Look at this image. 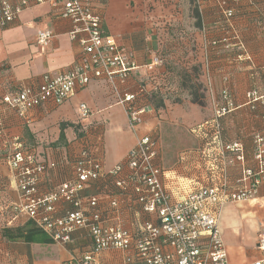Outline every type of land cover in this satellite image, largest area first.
Returning a JSON list of instances; mask_svg holds the SVG:
<instances>
[{"label":"crops","instance_id":"1","mask_svg":"<svg viewBox=\"0 0 264 264\" xmlns=\"http://www.w3.org/2000/svg\"><path fill=\"white\" fill-rule=\"evenodd\" d=\"M222 2L233 11V18L224 15ZM93 3L104 19L105 33L133 54L136 67L121 86L122 92L139 94L140 87L146 93L159 89L165 106L146 114L144 123L132 129L125 108L117 103L108 83L93 80L60 105L47 102L32 109L26 119L20 118L3 98L19 87L40 85L46 74L69 71L82 50L70 38L72 22L58 16L48 3L23 10L12 25L0 29V119L4 125L0 130V264H66L80 260L92 248L85 228L73 232L72 241L65 245L45 233L31 244L2 238L6 226L19 227L29 221L13 209L22 198L6 163V157L18 148L34 155L38 162L56 164L41 176L39 196L74 177L73 164L83 150L93 151L107 173L147 135L158 137L156 164L163 169V182L175 197L181 195L183 181L204 186L226 182L232 187L244 169L256 166L254 139L258 135L264 138V0ZM198 18L200 28L196 26ZM42 30L54 35L45 46L37 43L36 35ZM223 39L227 45L220 44ZM178 65L188 72L193 66L197 68L207 90L203 98L206 106L192 103L178 87L181 76L174 69ZM250 93L256 101L248 98ZM82 104L90 111L85 118L80 112ZM223 108L227 109L223 116L216 117ZM215 131L223 142L242 144L243 162L228 153L224 159L218 158ZM82 196L98 197L97 208L105 225L120 223L137 234L142 224L154 222L153 215L145 213L132 195L119 194L111 176L91 182ZM112 200L117 201L116 208L111 206ZM73 209L69 203H59L54 216L62 217ZM217 211L228 264L264 260V252L258 249L264 232V184L255 198L226 202ZM135 255L134 248L109 250L91 264H146Z\"/></svg>","mask_w":264,"mask_h":264},{"label":"built area","instance_id":"2","mask_svg":"<svg viewBox=\"0 0 264 264\" xmlns=\"http://www.w3.org/2000/svg\"><path fill=\"white\" fill-rule=\"evenodd\" d=\"M44 3L50 4L58 16L72 22L73 29L69 35L82 50L80 58L69 71L55 76L46 74L40 85L22 86L7 94L3 98L4 104L20 118L26 119L32 109L47 102L60 105L93 80H103L115 94L117 103L125 108L132 129L144 123V116L154 112V107L137 106L138 94L121 90L136 67L133 54L105 33L104 19L93 0H1L0 29L12 25L23 10ZM225 16L232 18V10L225 11ZM36 36L41 46L49 44L54 38L49 30L38 31ZM154 62L159 63L157 60ZM254 95L250 93L248 98L256 101ZM228 104L233 107L230 101ZM226 110L219 109L216 117L223 116ZM80 112L83 118L90 115L83 104L80 105ZM3 127L0 119V130ZM214 140L218 158L224 159L228 153L237 162L244 161V147L240 142H223L218 131H215ZM254 143L256 166L244 169L232 187L226 182L204 186L198 182L183 181L182 193L177 197L164 184L162 177L165 173L156 164L159 141L155 135L139 138L124 161L107 173L93 151L83 150L74 161V177L44 196L38 195L40 178L49 169L56 168V164L38 162L34 155L18 148L7 156V165L14 173L22 198L20 205L13 209L26 215L49 239L62 245L70 243L72 233L80 228L89 231L91 250L80 260L66 264H91L102 252H124L131 248L135 250V257L146 264H228L217 209L226 202L251 200L259 193L264 184V138L258 135ZM106 175L114 178L120 195H132L145 213L153 215L154 222L142 224L137 234L120 223L105 225L97 208L98 197L85 198L82 192L91 182ZM64 202L74 209L62 217L54 216L56 205ZM111 206L116 208L117 201L112 200ZM258 249L264 252V232ZM262 262L264 260L255 264Z\"/></svg>","mask_w":264,"mask_h":264},{"label":"trees","instance_id":"3","mask_svg":"<svg viewBox=\"0 0 264 264\" xmlns=\"http://www.w3.org/2000/svg\"><path fill=\"white\" fill-rule=\"evenodd\" d=\"M222 10L225 15V11H228L231 9L226 8L225 4L222 2ZM194 16L196 18L199 17L197 16L196 11L194 12ZM196 26L198 28L201 27L199 18L197 19ZM221 43L227 45L226 39L221 40L220 44ZM217 44H219V42L213 43V45H217ZM174 69L175 71H177V75L181 76V82L178 85V87H180L181 90L185 91L189 95L192 103L200 105V106H206V104L203 101V98L207 90L198 78L197 68L193 66L192 71L188 72L187 70H185L184 68H181L178 65ZM138 92H139L138 94L139 97L137 99V106L151 105L154 107L155 110L164 108L165 106L164 97L159 89L158 90L153 89L151 90V92L146 93L144 88L140 87ZM227 92L228 90L224 91V93H227ZM62 136L63 134H61V138ZM6 163H7V157H6ZM43 234H44L43 230L39 227H36L34 223L31 221H28L26 224L20 225L19 227L6 226V228H4L1 233L2 238L5 240H10V241L23 240L24 242L29 243V244L35 242L36 236L43 235Z\"/></svg>","mask_w":264,"mask_h":264}]
</instances>
